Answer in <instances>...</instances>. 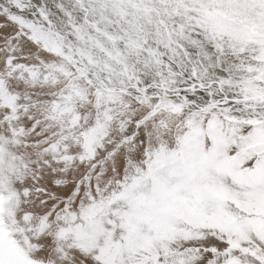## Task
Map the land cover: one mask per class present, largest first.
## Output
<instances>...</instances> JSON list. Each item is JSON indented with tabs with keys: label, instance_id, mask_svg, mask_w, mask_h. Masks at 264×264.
<instances>
[{
	"label": "snow or ice",
	"instance_id": "1",
	"mask_svg": "<svg viewBox=\"0 0 264 264\" xmlns=\"http://www.w3.org/2000/svg\"><path fill=\"white\" fill-rule=\"evenodd\" d=\"M0 264H264V0H0Z\"/></svg>",
	"mask_w": 264,
	"mask_h": 264
}]
</instances>
